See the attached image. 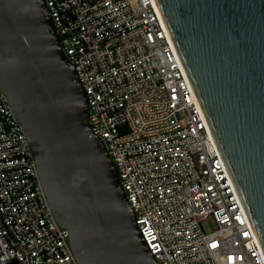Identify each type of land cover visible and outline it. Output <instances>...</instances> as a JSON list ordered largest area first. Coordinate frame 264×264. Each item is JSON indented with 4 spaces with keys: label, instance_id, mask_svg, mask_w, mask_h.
Wrapping results in <instances>:
<instances>
[{
    "label": "built area",
    "instance_id": "1",
    "mask_svg": "<svg viewBox=\"0 0 264 264\" xmlns=\"http://www.w3.org/2000/svg\"><path fill=\"white\" fill-rule=\"evenodd\" d=\"M157 264H264L152 0H45ZM0 87V264H80Z\"/></svg>",
    "mask_w": 264,
    "mask_h": 264
},
{
    "label": "water",
    "instance_id": "2",
    "mask_svg": "<svg viewBox=\"0 0 264 264\" xmlns=\"http://www.w3.org/2000/svg\"><path fill=\"white\" fill-rule=\"evenodd\" d=\"M264 257V0H152ZM0 87L80 264H157L45 0H0Z\"/></svg>",
    "mask_w": 264,
    "mask_h": 264
}]
</instances>
